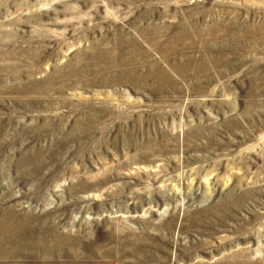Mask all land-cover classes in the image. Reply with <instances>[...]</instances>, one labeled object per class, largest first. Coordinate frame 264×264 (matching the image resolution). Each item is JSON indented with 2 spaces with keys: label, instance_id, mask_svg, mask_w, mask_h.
I'll return each mask as SVG.
<instances>
[{
  "label": "rangeland",
  "instance_id": "374dc122",
  "mask_svg": "<svg viewBox=\"0 0 264 264\" xmlns=\"http://www.w3.org/2000/svg\"><path fill=\"white\" fill-rule=\"evenodd\" d=\"M0 239L264 264V0H0Z\"/></svg>",
  "mask_w": 264,
  "mask_h": 264
},
{
  "label": "bare ground",
  "instance_id": "6f19581e",
  "mask_svg": "<svg viewBox=\"0 0 264 264\" xmlns=\"http://www.w3.org/2000/svg\"><path fill=\"white\" fill-rule=\"evenodd\" d=\"M6 230H7V229H6ZM3 231H4V230H3ZM0 240H1V239H0ZM5 240H6V239H5ZM5 240H4V241H5ZM6 243H8V242H6ZM2 244H3V243H2ZM2 244H1V245H2ZM4 244H5V243H4ZM3 247H4V245H3ZM1 248H2V247H1ZM1 248H0V249H1ZM12 249H13V248H12ZM2 251H3V250H2ZM3 253H4V251H3ZM2 259H3V257H2ZM3 261H4V260H3ZM6 264H7V263H6Z\"/></svg>",
  "mask_w": 264,
  "mask_h": 264
}]
</instances>
